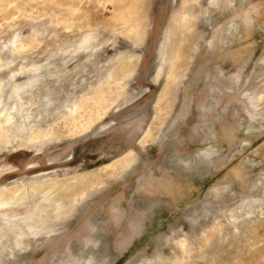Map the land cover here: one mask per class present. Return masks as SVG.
Returning a JSON list of instances; mask_svg holds the SVG:
<instances>
[{"label":"rangeland","instance_id":"rangeland-1","mask_svg":"<svg viewBox=\"0 0 264 264\" xmlns=\"http://www.w3.org/2000/svg\"><path fill=\"white\" fill-rule=\"evenodd\" d=\"M0 264H264V0H0Z\"/></svg>","mask_w":264,"mask_h":264}]
</instances>
